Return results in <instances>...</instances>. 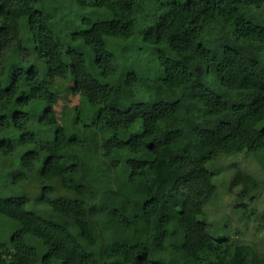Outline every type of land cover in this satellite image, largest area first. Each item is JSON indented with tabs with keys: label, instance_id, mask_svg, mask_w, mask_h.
<instances>
[{
	"label": "trees",
	"instance_id": "16d2710c",
	"mask_svg": "<svg viewBox=\"0 0 264 264\" xmlns=\"http://www.w3.org/2000/svg\"><path fill=\"white\" fill-rule=\"evenodd\" d=\"M61 1L111 17L62 40L50 0H0V135L30 150L15 177L26 195L0 197L17 224L0 231V264H264L248 237L216 239L200 218L221 165L246 153L264 171V0ZM136 34L158 51L155 79L117 70L107 49ZM0 141L2 170L17 145ZM247 170L232 186L252 203L263 182Z\"/></svg>",
	"mask_w": 264,
	"mask_h": 264
},
{
	"label": "rangeland",
	"instance_id": "374dc122",
	"mask_svg": "<svg viewBox=\"0 0 264 264\" xmlns=\"http://www.w3.org/2000/svg\"><path fill=\"white\" fill-rule=\"evenodd\" d=\"M45 9L54 18L56 16L55 30L58 31L62 40L66 39L67 34L76 30L82 18L108 20L111 17L110 13L105 9L98 10L91 7L80 8L76 1H65L63 3L60 0H50V2L46 3ZM106 44L107 49L114 56V63L117 70L119 68L133 70L140 76L150 79H155L160 73L161 68L158 63V51L155 50V47L144 44L139 35L136 34L132 39L126 41L107 38ZM84 52L87 53L88 50L85 48ZM10 64L12 65V62H9L3 70V78L11 71L13 65L11 66ZM77 103L78 100L75 99L73 105ZM31 117L32 129L38 139L42 141L51 139L53 135L51 136L48 133V129L39 123V114L32 113ZM9 123L12 124V121L10 120ZM263 126L264 122L260 124V127ZM16 134L17 132H14L11 128V130L0 135V140L11 137L17 145L16 152L10 158L11 166L2 170L0 168V197L2 198L24 197L26 195L25 190L29 188L28 182L30 180L19 184L15 182V177L24 170L21 169L22 150L28 149L27 147H21L22 143L17 139ZM27 151L30 150H25L24 152ZM238 156V158L234 156V158L230 159L227 166L221 165L222 169L219 173H222L216 174L214 178L215 184L217 185L216 196L206 205L205 213L200 218L207 223L209 232L216 239L229 238L230 240H241L239 235L241 233L243 237H248V241L255 243V246L261 252H264V171L261 168L259 160H256L251 154L243 153ZM241 156L246 161H243ZM240 158L242 161L241 165ZM235 160L238 167L237 165L231 167ZM219 168V164L211 167L213 171H218ZM238 168L243 170L253 169L254 171L250 172L258 176L263 182V188L255 193L258 195V200H255V202L251 203L250 197L246 198L247 200L245 199L244 202L243 198L239 196L241 189L232 186V178ZM24 187H26L25 190ZM244 203L247 205H243ZM34 205L35 202L32 199L26 207L28 210L33 211L36 209ZM8 222L12 223L13 229L9 225H2ZM16 227L17 224L15 222L0 216L2 241H6L9 237L11 238Z\"/></svg>",
	"mask_w": 264,
	"mask_h": 264
}]
</instances>
